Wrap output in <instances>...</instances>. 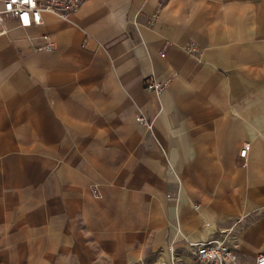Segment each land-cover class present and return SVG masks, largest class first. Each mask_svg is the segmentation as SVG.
Returning <instances> with one entry per match:
<instances>
[{"label":"crops","instance_id":"crops-1","mask_svg":"<svg viewBox=\"0 0 264 264\" xmlns=\"http://www.w3.org/2000/svg\"><path fill=\"white\" fill-rule=\"evenodd\" d=\"M43 32L0 36V264L264 254V0H84Z\"/></svg>","mask_w":264,"mask_h":264},{"label":"built area","instance_id":"built-area-1","mask_svg":"<svg viewBox=\"0 0 264 264\" xmlns=\"http://www.w3.org/2000/svg\"><path fill=\"white\" fill-rule=\"evenodd\" d=\"M84 0H0V36H7L15 32L19 40L33 44L37 51L50 52L54 48V41L47 33L32 36L30 30L43 24V14H50L62 21H68L69 14L76 10ZM184 51L195 55L196 48L191 45L183 47ZM168 79L156 80L152 75L143 79L144 90L158 95L167 86ZM134 121L147 130L151 129L150 120L139 110L134 114ZM248 144H242L238 156L243 158ZM95 194V192H93ZM196 206H194V209ZM192 248L194 260L197 264H239L237 254L222 239H208L187 242ZM252 264H264V254L258 253Z\"/></svg>","mask_w":264,"mask_h":264}]
</instances>
